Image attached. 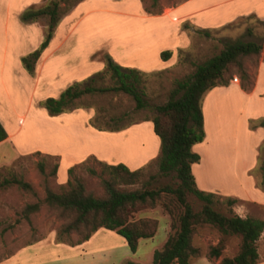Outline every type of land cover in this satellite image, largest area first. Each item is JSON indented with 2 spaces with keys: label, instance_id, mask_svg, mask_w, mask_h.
<instances>
[{
  "label": "rangeland",
  "instance_id": "obj_1",
  "mask_svg": "<svg viewBox=\"0 0 264 264\" xmlns=\"http://www.w3.org/2000/svg\"><path fill=\"white\" fill-rule=\"evenodd\" d=\"M82 1L71 0L73 5L62 7L60 17ZM182 1L184 0H157L156 5L152 7V0H141L144 6L154 12L163 10L164 7H175ZM47 3L48 0H0V124L7 133H15L13 144L19 149L37 148L49 153L60 151L62 154L55 155L58 156V173L55 178L48 175L55 159L45 158V154L20 157L16 160L18 156L10 162L0 163V178L10 172L20 174L33 184L39 197L42 196L44 182H48L51 187L63 183L68 177V169L84 162L90 156L109 165L122 163L130 169L148 166L143 180L149 179L151 186L173 180L172 175L157 174L160 143L153 133L152 122L146 120L152 117V112L148 109H135L134 102L128 95L109 93L85 96L76 102L75 109L56 115L49 114L41 104L47 97H58L74 82L85 81L94 73L103 71L105 55L110 56L120 66L122 65L118 59L122 55L132 64L136 61L142 65L141 68L136 64L127 68L140 72V87L145 93V99L150 104H160L168 99L169 92L177 80L192 74L197 64L219 51L222 41L242 39L264 44V20L249 16L214 28L197 29L188 23H182L180 27L187 33L188 45L171 51L169 47L173 43L172 27L166 20L152 21L121 14H140L133 8L135 3L130 5L115 0H85L77 7L69 21L61 26L56 41L62 39L66 33L65 29L75 26V31L66 45H75L78 59L85 50L92 49L95 53L92 57L94 72L85 78L73 79L68 85V77L66 81L54 80L52 74L37 80L35 67L32 73L27 72L21 57L30 53L28 51L33 47L39 46L47 30L48 18L40 17L34 21L23 22L21 15L30 9L42 8ZM207 4L208 2L203 1L204 6ZM21 7L22 10H19ZM228 11V6L221 7L211 11L212 14L204 13L203 18L208 21L210 15L218 14L219 21H222L227 17ZM137 42L144 44L146 48L141 57H137V50L133 47ZM161 50L171 52L169 63L165 67L161 65L163 60L160 54L158 55ZM261 57L262 54L259 61ZM50 63L52 61L48 62ZM66 63L61 65L59 72L63 73ZM51 69L48 66L45 68L46 72H52ZM250 72L255 81L257 68L252 67ZM254 81L251 90L244 92L253 91ZM96 84L109 86L112 85V80L108 75H104ZM260 97L264 100V91ZM99 108L105 112L106 119L126 115L120 124L127 126L119 130H104L101 133L89 131L86 129L89 119L94 115V110ZM201 108L204 137L192 147L201 157L193 172L197 186L213 193H217V190L223 191L222 193L238 192L240 168L250 157L247 143L255 139L261 142V147L264 146V129L255 136L247 134L248 131L259 127H251L255 121L264 119V106L257 109L254 100L245 103V99L238 96L234 89L225 90L224 87L216 86L204 93ZM5 155L6 158L9 157V149ZM262 156L264 158V151ZM40 160L46 162L45 175L37 169L36 163ZM90 169H93L95 174L91 173ZM102 169L103 165L90 159L85 165L78 167L75 174L88 187L93 188L99 176L107 175ZM250 175L255 177L257 187L263 190L260 195H263L264 181L261 175L255 170H251ZM34 200L14 187L0 189V262L8 259L10 264H123L131 260L147 264L152 259L153 251L163 245L169 231V217L160 207H156L143 209L135 214V217L155 218L158 228L152 238L138 243L134 254L120 235L105 229H99L82 247L67 246L65 238L64 244L67 245H62L55 241L59 221L45 208L33 214L30 223L18 221L21 206ZM236 200L233 207L236 214L264 218V206ZM218 237L213 228L205 226L198 229L193 244L201 248L202 254L193 259L192 264H217L221 257H231L236 253L238 238L228 237L222 256L218 259L207 258L208 246L215 244ZM256 245L259 255L256 264H264V232Z\"/></svg>",
  "mask_w": 264,
  "mask_h": 264
},
{
  "label": "trees",
  "instance_id": "obj_2",
  "mask_svg": "<svg viewBox=\"0 0 264 264\" xmlns=\"http://www.w3.org/2000/svg\"><path fill=\"white\" fill-rule=\"evenodd\" d=\"M157 0H152L154 7ZM71 0H48L39 9H30L21 15V21L29 22L47 17L48 24L44 38L32 52L21 57L25 70L32 73L35 63L47 47L56 23L62 14V7H70ZM148 13L158 14L145 7ZM222 46L205 61L195 66L192 74L185 75L175 82L168 99L160 104H150L140 87V72L133 68L116 64L105 55V69L66 87L58 97H47L41 104L49 114L56 115L75 109L76 102L85 96L109 93H124L134 102L137 110L148 109L152 117L153 133L159 139V158L157 174L172 175L171 182L151 186L150 180H143L147 167L129 169L118 163L109 165L98 161L94 156L68 169L65 182L51 187L44 182L42 196L39 197L33 184L22 175L10 172L0 178V189L14 187L22 194L30 195L34 201L25 202L18 213V221L30 223L33 214L45 208L59 221L55 241L69 246L80 245L90 239L99 229L113 231L120 235L130 252L134 254L138 243L152 238L158 228V221L151 217H135L143 209L160 207L169 217L168 235L159 249H155L152 259L147 264H192V260L202 254L200 247L193 244L194 236L201 227H210L217 231L218 239L207 248L209 259H218L225 250L226 238L237 237V251L231 256H223L217 264H256L258 260L257 241L264 232V218L245 216L235 213L236 199L229 196L201 190L197 187L192 165L200 161V155L192 150L194 144L204 137L201 99L204 93L216 86L227 87L234 79L239 80V87L251 90L253 76L250 69L258 68L259 58L264 54V44L242 39L222 41ZM169 50L162 51L163 61L170 58ZM108 75L112 85L100 86L96 83ZM102 109H95L89 119V126L98 131L119 130L127 125L120 123L126 115L111 116L106 119ZM264 127V119L251 127ZM7 133L0 124V142ZM35 151L20 155L28 157L41 155ZM55 159L48 175L56 177L58 156L44 155ZM90 159L103 165L106 176H99L95 187L91 188L75 174V170L85 165ZM39 173L46 174V162L36 163ZM91 173L95 174L93 169ZM264 181V160L259 166ZM153 178V177H152ZM124 264H142L128 260Z\"/></svg>",
  "mask_w": 264,
  "mask_h": 264
},
{
  "label": "crops",
  "instance_id": "obj_3",
  "mask_svg": "<svg viewBox=\"0 0 264 264\" xmlns=\"http://www.w3.org/2000/svg\"><path fill=\"white\" fill-rule=\"evenodd\" d=\"M203 1L208 2L209 5L207 4L204 6ZM115 2H123V3L130 4V5H132L133 3L136 4V6L133 8L136 9L137 13H140V14H131V13H126V12H121V14L125 16L134 15L136 17H140V18L142 17V18H145L147 20H152V21L166 20V23H168L172 27L171 36L173 35V39H172L173 43L171 47H169L171 48V51L176 50L179 47H187L188 45L187 33L186 31L182 30L180 27V24L182 23H188L197 29H200V28L202 29V28H214L217 26H222L226 23L231 24L235 22L237 19L242 18V17L255 16L259 19L264 20V0H184L178 5H176L175 7L174 6L164 7L163 10H161V13H158V14L148 13L145 10L146 6L143 5L141 0H115ZM81 3H79V5ZM76 5L73 6L69 12H65V14L59 18L58 22L56 23L54 27L50 45H48L43 50V52L37 59L35 63V76L37 80L40 77H43L44 75L52 74L54 77V80L66 81V78L68 77L67 78V85H68L73 82L72 81L73 79H82V78H85L91 75V73L94 72V69H92L94 68L92 64L93 63L92 57L95 53H93L92 49L88 51L85 50L82 53V55L79 56L80 58L78 59L77 58L78 53L76 52L75 45L73 46L66 45L68 39L71 38L72 34L75 31V28H76L75 26L65 29L64 31L66 33L62 36V39H59L58 41H56L61 31V26L66 24L67 21H69V19L74 14L77 7L79 6V5L77 6ZM227 6L229 7V11L226 14L227 17H225L222 21H219L220 16L218 14H216L215 16L210 15L211 18L208 21L203 18L204 13L210 12V14H212L211 11L219 9L221 7H227ZM19 10H22V7L19 8ZM37 47L38 46L33 47V49H30L28 52L33 51ZM133 47L136 48L137 50V57H141L145 53L146 48L144 47V44L137 42L133 45ZM161 52L162 50L158 52V55ZM119 58H120L118 59L120 62L119 64H121L122 66L133 67L136 64V66H139L140 68L142 67V65H139L138 63H136V61H133L134 63L132 64L123 55L120 56ZM49 61H52V63L48 64ZM65 62L67 63L65 64L63 73L59 72L60 67H62L61 65H63ZM160 63L162 66L165 67V65L169 63V60L162 61ZM47 66L52 68L51 69L52 72H46L45 68ZM73 74H80V75L75 76ZM255 76H256L255 81H254L255 87L253 88V91H251L250 93L244 92V90H242L239 87V83L237 79L233 80L231 84H229V86L227 87H224V89L225 90L234 89L235 93L238 96L245 99V103H249L250 101L254 100L255 108L257 109L261 108L264 106V100H262L263 98L260 97V95L264 91V54H262V57L259 61V65L257 68V74ZM260 120L255 121L254 124H258ZM203 124H204V117H203ZM246 124L247 123H245V126ZM86 129H88L89 131H96V133L98 132L101 133V131L95 130L88 124L86 126ZM262 129H264V127H257L256 129H254V131L253 130H251L250 132L248 131L247 134H249L250 136L251 135L255 136V134L262 133L263 131ZM14 137H15V133H7L6 139L0 142V163L10 162L20 155L28 154V153L35 152V151H38L42 154L62 156L60 151H53L49 153L48 151L37 149V148L31 149V150L19 149L15 147V145L13 144ZM247 144L249 146V156L250 157L243 162L240 168L241 177L238 179V183H237L239 187L238 192L232 191V193L231 192L222 193L223 191L221 192V190H217V193L216 192L214 193L220 194L223 196H229V197L242 200V201L255 202V203H258L259 205L264 206V194L260 195V193L263 192V190L257 187L256 180L254 179L255 177L253 175H250L251 170H255L256 173L260 174L259 166L261 162L264 160L262 156V152L264 151V146L261 147L262 146L261 142H257L255 141V139H252ZM8 149L10 151V155L9 157L6 158L5 154L7 153ZM98 156L99 155H97V157ZM200 160H201V157H200ZM195 165L196 164L192 165V173L194 172ZM57 173H58V170H57ZM242 217H245V216H242ZM96 232H98V230ZM96 232L90 237L89 240L81 243L80 245H76V246L82 247L83 245H85V243L89 242L94 237ZM59 244L67 245L64 243H59ZM0 264H10V263H9V260L7 259V260L0 262ZM28 264H34V263H28Z\"/></svg>",
  "mask_w": 264,
  "mask_h": 264
},
{
  "label": "built area",
  "instance_id": "obj_4",
  "mask_svg": "<svg viewBox=\"0 0 264 264\" xmlns=\"http://www.w3.org/2000/svg\"><path fill=\"white\" fill-rule=\"evenodd\" d=\"M235 80V79H234Z\"/></svg>",
  "mask_w": 264,
  "mask_h": 264
}]
</instances>
